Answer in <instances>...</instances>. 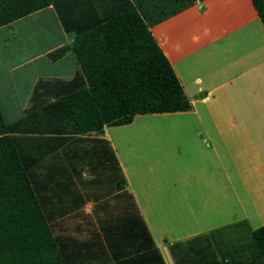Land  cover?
I'll use <instances>...</instances> for the list:
<instances>
[{"label": "crops", "instance_id": "crops-1", "mask_svg": "<svg viewBox=\"0 0 264 264\" xmlns=\"http://www.w3.org/2000/svg\"><path fill=\"white\" fill-rule=\"evenodd\" d=\"M44 10L56 17L59 36L26 58L16 47L0 68L1 86L25 106L12 123L30 109L40 80L69 83L79 73L74 33L53 6ZM150 30L191 110L136 116L129 125L76 138L85 143H69L56 164L58 195L61 202L80 196L87 203L84 213H66L74 217L67 231L86 240L102 223L106 233L134 237L135 213H125L134 202L143 243L127 242L124 252L131 253L105 264H264L253 239L264 227V27L250 0H202ZM42 31L52 36L51 27ZM168 117L170 130L153 128ZM88 141L105 145L93 152ZM69 147L75 155L66 154ZM116 195L123 196L117 203ZM103 202L112 208L95 207ZM63 210L55 201L48 205L51 213Z\"/></svg>", "mask_w": 264, "mask_h": 264}, {"label": "trees", "instance_id": "trees-1", "mask_svg": "<svg viewBox=\"0 0 264 264\" xmlns=\"http://www.w3.org/2000/svg\"><path fill=\"white\" fill-rule=\"evenodd\" d=\"M160 1L0 0V28L53 6L64 29L74 33L71 50L79 66L69 83L40 80L30 109L18 122H7L0 106V264H105L130 254L124 252L127 242L143 243L134 202L129 211L125 206V213H135L134 237L106 233L102 223L98 234L91 232L86 240L69 234L65 224L74 217L66 213H84L87 201L80 196L60 201L56 164L66 146L85 143L76 140L79 136L129 125L140 115L191 110L150 28L202 0ZM250 1L264 27V0ZM88 142L93 152L105 145ZM66 154L76 151L69 147ZM50 191H57L52 198ZM122 197L116 195L115 202ZM54 201L58 209L64 207L61 213L48 211ZM94 204L102 211L112 208ZM253 239L264 261V227L253 231Z\"/></svg>", "mask_w": 264, "mask_h": 264}, {"label": "rangeland", "instance_id": "rangeland-1", "mask_svg": "<svg viewBox=\"0 0 264 264\" xmlns=\"http://www.w3.org/2000/svg\"><path fill=\"white\" fill-rule=\"evenodd\" d=\"M160 2L162 4L163 0ZM12 25L0 29V68H6L7 61L11 62L12 58L11 56H8V54H11L13 49L17 50L16 47L21 48L19 58H26L28 54L36 55L43 49L44 43H46L47 40L56 35L59 36L60 34L59 27L56 23V17L48 10L32 14L23 20L16 21V23ZM49 27L53 30L52 36L50 33L42 31ZM2 84L0 83V86ZM3 90L4 89L1 86L0 106L7 122L12 123V120L16 118L18 111H21L25 106H17L19 98L17 97L16 91H12L13 89H8V91ZM154 121L153 128L154 125H156L161 131L170 130L172 128V117L157 119ZM147 128L150 129V126L148 125ZM108 134L109 132L106 131L107 137Z\"/></svg>", "mask_w": 264, "mask_h": 264}]
</instances>
